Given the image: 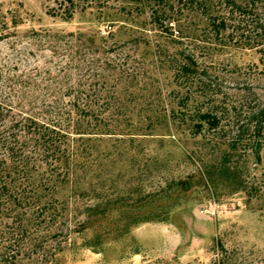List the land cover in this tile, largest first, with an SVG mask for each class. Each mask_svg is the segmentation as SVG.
<instances>
[{"label": "rangeland", "instance_id": "1", "mask_svg": "<svg viewBox=\"0 0 264 264\" xmlns=\"http://www.w3.org/2000/svg\"><path fill=\"white\" fill-rule=\"evenodd\" d=\"M237 1L0 0V110L92 103L0 196V263L264 264V0Z\"/></svg>", "mask_w": 264, "mask_h": 264}, {"label": "trees", "instance_id": "2", "mask_svg": "<svg viewBox=\"0 0 264 264\" xmlns=\"http://www.w3.org/2000/svg\"><path fill=\"white\" fill-rule=\"evenodd\" d=\"M224 3L230 15L233 13L244 15L248 6L237 0H224ZM64 11L66 13L64 18H70L73 15L74 0H66ZM210 23L215 26L214 18H210ZM8 33H10L8 30H0V37ZM44 33L46 36L48 32ZM56 35L58 34L49 32L47 36L52 40H42L43 45H46L50 51H54L56 41L53 38ZM183 67L186 68L185 65L181 66ZM66 89L69 93L71 87ZM1 105H3L2 102H0V108ZM91 107L90 99H80L73 95L66 99L43 98L40 104L24 97H17L4 103L3 109L0 110V196L7 192L9 196L15 197L10 201L14 203L17 199L19 201L20 195H24L26 190L23 185V176L29 172V164L36 157L42 155L46 161L50 159L52 163L57 164L61 160V147L66 144L71 132L69 130L71 113L75 110L91 111ZM20 171L23 172L22 175ZM219 246L224 250L222 244ZM223 262V259L219 258L211 264H224Z\"/></svg>", "mask_w": 264, "mask_h": 264}]
</instances>
